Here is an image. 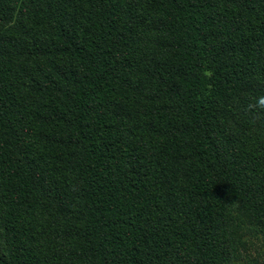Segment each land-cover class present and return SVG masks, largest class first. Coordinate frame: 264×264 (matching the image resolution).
<instances>
[{
    "label": "trees",
    "instance_id": "trees-1",
    "mask_svg": "<svg viewBox=\"0 0 264 264\" xmlns=\"http://www.w3.org/2000/svg\"><path fill=\"white\" fill-rule=\"evenodd\" d=\"M264 0H0V264H236L264 249Z\"/></svg>",
    "mask_w": 264,
    "mask_h": 264
},
{
    "label": "rangeland",
    "instance_id": "rangeland-1",
    "mask_svg": "<svg viewBox=\"0 0 264 264\" xmlns=\"http://www.w3.org/2000/svg\"><path fill=\"white\" fill-rule=\"evenodd\" d=\"M240 253L236 264H264V249L257 239H249Z\"/></svg>",
    "mask_w": 264,
    "mask_h": 264
},
{
    "label": "clouds",
    "instance_id": "clouds-1",
    "mask_svg": "<svg viewBox=\"0 0 264 264\" xmlns=\"http://www.w3.org/2000/svg\"><path fill=\"white\" fill-rule=\"evenodd\" d=\"M254 99H255V103L249 104L248 108L249 109L264 110V94H261V95L255 97Z\"/></svg>",
    "mask_w": 264,
    "mask_h": 264
}]
</instances>
